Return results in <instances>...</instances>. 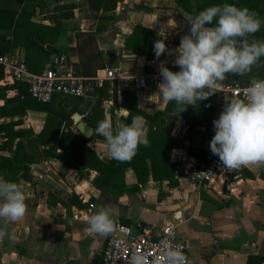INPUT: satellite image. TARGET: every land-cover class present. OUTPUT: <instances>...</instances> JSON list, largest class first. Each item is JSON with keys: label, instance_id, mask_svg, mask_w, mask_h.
I'll use <instances>...</instances> for the list:
<instances>
[{"label": "crops", "instance_id": "0c3cea01", "mask_svg": "<svg viewBox=\"0 0 264 264\" xmlns=\"http://www.w3.org/2000/svg\"><path fill=\"white\" fill-rule=\"evenodd\" d=\"M82 1L56 0V3L49 4L45 12L37 8L32 17L33 21L47 25L58 20L67 24V30L55 42L61 52L53 53L46 67L57 65L61 56L66 57L67 64L74 66L79 61L75 28L96 31L99 11L91 10L87 5L55 10V5L79 4ZM0 5L21 8L20 3L10 0H0ZM117 12L116 21L98 33L99 49L109 57L107 67L117 68L119 78L122 77L120 81L106 80L110 82V89L109 96L104 98L105 119L111 120L114 127L123 123L122 117L126 116L124 109L129 113L130 110L123 106L122 91L128 89L137 96V104L142 111L149 114L162 111L164 118L174 121L172 135L181 143L173 149L170 160L176 164L174 174L178 183L173 185L169 180H155L149 158V177L143 184L138 182L134 169L128 168L124 185L111 189L98 188L95 185L99 176L97 171L87 169L79 176L65 164L61 156L37 160L34 159L37 157H21L20 162L29 165L33 177L27 179L23 170L12 176L14 153L7 148H0V177L24 186L27 206L21 220L7 223L0 220V229L7 233L0 241V264H104L103 250L108 235L89 234L86 230L87 217L101 205L112 207L114 224L120 222L133 226L134 233L138 232L137 222L150 225L157 232L169 223L176 224L180 237L187 244L188 264H246L250 255L264 256V164L242 166L224 178H214L210 183L191 179V170L199 168L202 162L187 152L189 140L184 139L187 130L184 119L166 111L168 102L158 93V86L151 84L146 89L135 87L139 76L150 73L146 72L145 66L148 64L152 67L153 61L165 62L171 71H178L174 60L178 55L175 49L180 43H165L166 52L159 59L147 60L138 48L126 47L125 39L136 25L153 29L157 36L151 51L155 53L154 42L161 40L160 35L176 39L185 35L190 25L186 17L191 16L190 13L180 7L176 0H122ZM45 45L49 50L53 48L50 43ZM10 52H19L26 59L25 47H14L4 53ZM99 71L103 74V70ZM4 72L5 77L0 80V84L13 83L6 70ZM231 77L240 83L263 78L264 57L249 72L244 75L231 74ZM113 87L117 88V99L113 97ZM16 94L14 89L7 91V97ZM217 94L218 108L214 120L219 118L225 99L232 98L225 92ZM65 97L56 96L51 105L60 107ZM92 100L93 97L89 95L79 104L80 110L73 115L75 127L78 120H84L83 117L90 113ZM4 102L0 98V106ZM46 116L45 111L28 109L23 115H0V124L21 119L22 124L15 126L16 130L31 127L38 134L44 127ZM139 116L143 117L148 138L150 123L143 115ZM33 118H38V123H34ZM211 139L210 135L197 132L193 141L202 145ZM4 140L0 133V145ZM89 145L104 162L113 159L107 152L104 138L92 139ZM65 165L68 169H65Z\"/></svg>", "mask_w": 264, "mask_h": 264}, {"label": "trees", "instance_id": "16d2710c", "mask_svg": "<svg viewBox=\"0 0 264 264\" xmlns=\"http://www.w3.org/2000/svg\"><path fill=\"white\" fill-rule=\"evenodd\" d=\"M9 1V0H7ZM21 4L20 9L3 7L0 5V52L10 51L14 47H25L26 63L28 68L41 73L46 65L50 63L53 53H60L55 42L63 31L67 30V24L61 20L52 25L38 23L32 20L37 8L40 12H45L49 4L56 3V0H10ZM122 0H84L78 3H63L55 5V10L74 9L78 6L87 5L91 10L99 11V23L96 31L76 30V50L79 61L74 64V70L88 79L90 87L89 95L93 97L90 103L91 111L83 119L94 129L91 138H87L80 131H74L75 125L73 115L80 110L79 104L83 97L66 96L60 107H54L49 103L36 100L30 92V85L27 81L14 80L11 84H0V98L5 102L0 106L1 116H13L15 114H25L28 109L45 111L46 121L43 129L36 134L31 127L16 130L15 126L22 124V120H14L9 123L0 124V133L5 140L0 145L2 149L12 150L14 153V170L12 176L23 170L24 177L32 179L30 167L24 164L21 157H64V162L69 168L74 169L79 176L87 169L95 170L99 173L95 181L98 188L111 189L124 185L125 171L128 168L134 169L138 182L143 184L148 180L149 167L147 159L151 160V172L153 178L158 181L169 180L176 185L175 178L176 164L170 160L173 149L180 146V140L172 135L174 121L164 118L163 112L149 114L142 111L137 104V96L128 89L122 91L123 106L130 110L129 117H122L123 123H131L133 115H143L150 123L148 140L149 146H139L134 157L129 161H117L112 159L104 162L96 151L89 145L95 138H103L95 134L97 122L105 119L104 98L109 96L110 82L104 81L102 86L95 85V77L99 70L107 67L109 57H107L98 46V33L106 30L112 22L117 19L118 4ZM177 4L192 17L201 10L224 3L235 4L237 7H247L259 13L262 21L261 28L249 39L264 41V0H176ZM210 26H214L210 25ZM9 31V33L4 32ZM157 36L153 29L136 25L132 33L125 39L126 47L138 48L141 54H145L147 60L155 59V53L151 51L152 43ZM52 44L49 50L45 44ZM153 66H145L146 72L152 71ZM5 68L0 64V80L5 77ZM227 79H232L231 74H227ZM241 83V84H249ZM16 90L17 94L7 97L8 90ZM113 97L117 99V88L113 87ZM216 92V91H215ZM218 108V94L214 93L206 100L188 105L187 109L180 116L187 125L184 139L189 140L187 152L202 163L206 162V154L201 145L195 144L194 135L197 132H204L212 138L215 135L214 116ZM166 111L177 114L175 101L167 103ZM18 139V142L15 141ZM15 145V148H14ZM59 149H62L59 152ZM1 159V157H0ZM8 160V161H10ZM19 163V165H18ZM264 256L250 255L246 264H263Z\"/></svg>", "mask_w": 264, "mask_h": 264}, {"label": "clouds", "instance_id": "9594fccd", "mask_svg": "<svg viewBox=\"0 0 264 264\" xmlns=\"http://www.w3.org/2000/svg\"><path fill=\"white\" fill-rule=\"evenodd\" d=\"M186 19L190 34L183 35L175 49L178 55L174 65L180 70L171 71L165 62L158 69L162 77L158 93L166 102L175 101L178 115L188 105L216 93L217 82L224 81L227 74L244 75L264 57V41L249 39L262 25L255 10L224 3ZM154 52L156 59L166 52L164 40L154 42ZM244 96L225 99L219 118L213 121L215 135L210 150L219 157L222 168L230 171L264 164V80L254 79ZM124 110L129 117V111ZM95 134L105 139L109 156L121 162L131 160L139 146H149L143 117L139 115H133L130 124L119 123L115 127L109 119L100 120ZM25 200L22 184L0 177V220H21L27 210ZM87 225L89 234L109 235L114 229L112 207L99 206L87 217ZM6 234L0 229V241ZM162 257L150 261L148 255L137 253L130 264H187L185 255L170 244L162 250Z\"/></svg>", "mask_w": 264, "mask_h": 264}, {"label": "built area", "instance_id": "2783aa9c", "mask_svg": "<svg viewBox=\"0 0 264 264\" xmlns=\"http://www.w3.org/2000/svg\"><path fill=\"white\" fill-rule=\"evenodd\" d=\"M160 38L162 41L164 40V43L169 44L180 43L181 39L164 34L160 35ZM0 64L4 66L11 79L27 81L30 85L31 95L40 102L51 104L56 96L89 97L88 79L81 74H77L74 67L66 63V57L64 56L59 58L57 65L46 67L41 73L31 72L26 59L19 52H0ZM159 65V62L153 61L151 73L139 76L135 87L146 89L151 84L158 86L162 79L158 70ZM102 72L103 74L98 71L95 77V85L97 86H102L107 79H118L120 81V78H122H119L117 68L106 67ZM258 79L264 80V77ZM251 82L241 84L237 80L226 78L222 82H217L215 91L228 93L232 98L244 99L245 90ZM72 129L77 130L75 126ZM210 141H206L201 145L206 154V162L202 163L199 168L194 167L191 170L190 177L195 181L210 183L214 178H224L232 171L222 168L219 157L213 155L210 150ZM136 226L138 232L134 233L133 226L120 222L114 224V229L108 235V241L103 250L104 264H130L132 256L137 253L148 255L150 261L153 258L162 260V250L169 244L185 255L188 264L187 244L180 237L176 224L169 223L160 232H157L154 227L141 222H137Z\"/></svg>", "mask_w": 264, "mask_h": 264}, {"label": "water", "instance_id": "95a60500", "mask_svg": "<svg viewBox=\"0 0 264 264\" xmlns=\"http://www.w3.org/2000/svg\"><path fill=\"white\" fill-rule=\"evenodd\" d=\"M185 34H190V25L187 27ZM48 47L50 48L51 46L49 45ZM76 128L87 138H91L94 134L93 129L84 120H78L76 123ZM65 169H68L67 165H65Z\"/></svg>", "mask_w": 264, "mask_h": 264}, {"label": "rangeland", "instance_id": "374dc122", "mask_svg": "<svg viewBox=\"0 0 264 264\" xmlns=\"http://www.w3.org/2000/svg\"><path fill=\"white\" fill-rule=\"evenodd\" d=\"M33 121H34V123H35V122L38 123L39 120H38V118H33Z\"/></svg>", "mask_w": 264, "mask_h": 264}]
</instances>
